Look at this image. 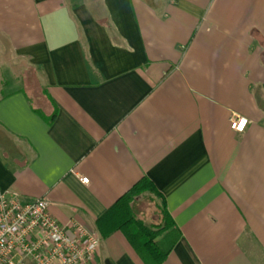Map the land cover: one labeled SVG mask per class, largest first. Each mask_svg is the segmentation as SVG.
I'll use <instances>...</instances> for the list:
<instances>
[{
    "label": "crops",
    "instance_id": "1",
    "mask_svg": "<svg viewBox=\"0 0 264 264\" xmlns=\"http://www.w3.org/2000/svg\"><path fill=\"white\" fill-rule=\"evenodd\" d=\"M0 50V193L144 264L97 220L146 177L161 264H264V0H0Z\"/></svg>",
    "mask_w": 264,
    "mask_h": 264
},
{
    "label": "built area",
    "instance_id": "2",
    "mask_svg": "<svg viewBox=\"0 0 264 264\" xmlns=\"http://www.w3.org/2000/svg\"><path fill=\"white\" fill-rule=\"evenodd\" d=\"M248 120L234 115L230 127L243 132ZM82 183L88 178L79 177ZM98 236L87 225H62L44 198L23 200L0 193V264H99Z\"/></svg>",
    "mask_w": 264,
    "mask_h": 264
},
{
    "label": "trees",
    "instance_id": "3",
    "mask_svg": "<svg viewBox=\"0 0 264 264\" xmlns=\"http://www.w3.org/2000/svg\"><path fill=\"white\" fill-rule=\"evenodd\" d=\"M148 191L160 198L161 225L145 224L135 219L131 203L135 196ZM171 216L167 213L162 196L146 177H141L97 220L101 235L120 230L144 264H161L178 237L173 228Z\"/></svg>",
    "mask_w": 264,
    "mask_h": 264
},
{
    "label": "rangeland",
    "instance_id": "4",
    "mask_svg": "<svg viewBox=\"0 0 264 264\" xmlns=\"http://www.w3.org/2000/svg\"><path fill=\"white\" fill-rule=\"evenodd\" d=\"M30 72V70L26 71L28 78H31ZM159 204L160 198L154 192L145 191L135 196L131 203L135 219L145 224L161 225L163 215Z\"/></svg>",
    "mask_w": 264,
    "mask_h": 264
}]
</instances>
